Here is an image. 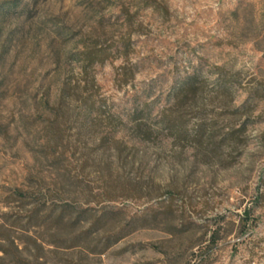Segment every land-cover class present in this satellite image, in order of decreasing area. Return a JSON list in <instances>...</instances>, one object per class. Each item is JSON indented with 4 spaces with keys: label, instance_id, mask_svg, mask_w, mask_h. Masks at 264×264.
<instances>
[{
    "label": "rangeland",
    "instance_id": "1",
    "mask_svg": "<svg viewBox=\"0 0 264 264\" xmlns=\"http://www.w3.org/2000/svg\"><path fill=\"white\" fill-rule=\"evenodd\" d=\"M0 264H264V0H0Z\"/></svg>",
    "mask_w": 264,
    "mask_h": 264
}]
</instances>
